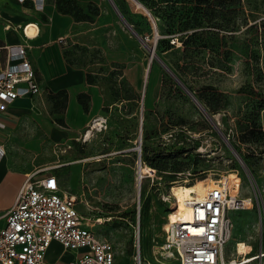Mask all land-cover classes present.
Masks as SVG:
<instances>
[{
    "label": "rangeland",
    "instance_id": "obj_1",
    "mask_svg": "<svg viewBox=\"0 0 264 264\" xmlns=\"http://www.w3.org/2000/svg\"><path fill=\"white\" fill-rule=\"evenodd\" d=\"M113 1L143 43L108 0H58L62 9L72 7L84 17L67 58L87 67L92 81L120 104L104 111L108 127L85 145L88 158L55 167L61 187L75 197L95 235L111 243L112 264H135L137 251L160 264L167 261L159 251L174 204L171 186L224 176L230 188L240 186V196L252 197L247 210L231 212L234 239L224 256L236 257L239 243L241 255L257 253L252 234L264 203V0H140L153 16L157 38L138 3ZM154 42V54L209 118L153 56L142 94L147 46ZM107 49L125 59L107 62ZM127 60L140 65L134 85L122 77ZM139 157L146 172L156 169L153 177L139 180ZM49 256L61 261L64 251L52 249Z\"/></svg>",
    "mask_w": 264,
    "mask_h": 264
},
{
    "label": "built area",
    "instance_id": "obj_2",
    "mask_svg": "<svg viewBox=\"0 0 264 264\" xmlns=\"http://www.w3.org/2000/svg\"><path fill=\"white\" fill-rule=\"evenodd\" d=\"M27 47L26 43L0 44V111L18 97H31L40 92L34 69L26 56ZM107 127L108 117L96 115L76 140L85 143ZM67 148L69 145L55 146L57 152ZM148 169L145 174L153 177L155 169L151 166ZM232 186L237 189L233 194L224 176L214 179L212 184L207 182L200 196L185 200L187 217L169 206L159 251V256L167 261L160 264H174L173 261L178 264H247L251 258L258 260V264L264 262L263 202L257 209L258 219L252 234L257 253L234 259L224 256L225 245L234 239L231 212L248 209L247 200L240 196V186ZM250 200L252 202V197ZM2 215L5 221L0 226V264L113 263L111 243L95 235L86 223L88 218L77 210L75 197L61 188L54 174L27 173L13 204ZM52 241L58 242L64 250L77 251L76 256L62 263L47 261L46 251ZM135 264L151 263L141 258L137 251Z\"/></svg>",
    "mask_w": 264,
    "mask_h": 264
},
{
    "label": "crops",
    "instance_id": "obj_3",
    "mask_svg": "<svg viewBox=\"0 0 264 264\" xmlns=\"http://www.w3.org/2000/svg\"><path fill=\"white\" fill-rule=\"evenodd\" d=\"M29 24L36 27L32 35L26 33ZM82 25L71 13L59 11L54 0H0V44H28L26 56L40 86L37 95L18 97L0 111V226L5 221L3 212L13 204L27 173L57 177L56 166L63 168L88 158L83 150L91 139L81 143L76 137L92 117H108L105 110L120 107L101 84L92 81L87 67L70 61L65 54ZM122 53L107 49L104 56L107 62H121L125 59ZM1 55L4 57V51ZM140 71L138 62L127 60L122 77L134 85ZM49 98L55 103L54 112H49ZM57 144L69 148L57 152ZM52 249L64 251L61 261L49 256ZM76 254L52 241L46 260L62 263Z\"/></svg>",
    "mask_w": 264,
    "mask_h": 264
},
{
    "label": "bare ground",
    "instance_id": "obj_4",
    "mask_svg": "<svg viewBox=\"0 0 264 264\" xmlns=\"http://www.w3.org/2000/svg\"><path fill=\"white\" fill-rule=\"evenodd\" d=\"M36 30V27L34 24H29L26 27V33L29 35H32ZM147 45V44H146ZM147 48L150 50L151 47L147 46ZM152 56L155 57V54L152 53ZM190 96L192 97V99L199 105V107L203 110L202 112L204 114H207L208 118L209 115L208 113L204 110L203 106L201 105V103L195 98L194 95L190 94ZM146 173V168L145 166H139L138 169V176L140 175V178L143 177V175ZM138 180V178H136ZM210 182L211 184L214 183V179L209 178L208 180H206L205 182H201V183H191V184H182V183H178V184H173L171 186L170 189V193L171 196L174 198V204L173 206L176 209H179V212L184 216L187 217L189 214L188 211V207L185 204V200L187 199H191L193 197H198L201 195V193L203 192L206 183ZM177 183V182H176ZM233 185H235L233 183ZM230 188V187H229ZM230 192L233 194L234 192H236V188H234V186H231L230 188ZM247 202L250 203V205H252V202L250 200V196H248V198H246ZM237 248L239 249V253L236 257H245L246 255H241L243 253L244 250V245L242 243H239L237 245ZM256 253V251L254 252ZM252 253V254H254ZM230 259H234V257H231ZM248 264H251L254 262V258L249 259L248 261H246Z\"/></svg>",
    "mask_w": 264,
    "mask_h": 264
},
{
    "label": "water",
    "instance_id": "obj_5",
    "mask_svg": "<svg viewBox=\"0 0 264 264\" xmlns=\"http://www.w3.org/2000/svg\"><path fill=\"white\" fill-rule=\"evenodd\" d=\"M109 3L111 4V6L113 7V9L115 10V12L117 13V15L120 17V19L123 21V23L130 29V31L136 36L138 37V39L142 42L143 40L137 36V34L134 32L133 28H131V24L129 22H127V20L123 17L122 13L120 12V10L118 9L117 5L115 4V2L113 0H108ZM136 3H138L143 9L144 11L147 13V15L151 18L152 20V23H153V27H154V31H155V38L158 37V33H157V29H156V25H155V21L153 19V16L151 15V13L149 12V10L143 6L138 0H134ZM143 43V42H142ZM155 47V42L153 43V45L151 46L149 53V63H148V67H147V71H148V68H149V64H150V61L152 59V53H155L154 51V48ZM155 59H157L159 61V63H161V65L167 70V72L171 75V77H173V79H175V81H177V83L179 85H181L186 91L187 93L191 94L185 87L184 85L180 82V80L177 78V76L167 67V65L155 54ZM147 71H146V74H145V78H144V81L146 80V77H147Z\"/></svg>",
    "mask_w": 264,
    "mask_h": 264
},
{
    "label": "trees",
    "instance_id": "obj_6",
    "mask_svg": "<svg viewBox=\"0 0 264 264\" xmlns=\"http://www.w3.org/2000/svg\"><path fill=\"white\" fill-rule=\"evenodd\" d=\"M143 6H145L146 8H147V6L146 5H144L140 0H138ZM55 4H56V7H57V9L59 10V11H61V12H67V13H71L74 17H75V19H77V20H81V19H84V17H83V15H76V14H73L72 12H71V10H72V7H70V8H67V9H62L60 6H59V4H58V0L57 1H55ZM119 9V8H118ZM148 9V8H147ZM120 10V9H119ZM149 10V9H148ZM120 12L122 13L123 12V10L121 9L120 10ZM154 168V167H153ZM155 169V168H154ZM155 171H156V169H155Z\"/></svg>",
    "mask_w": 264,
    "mask_h": 264
}]
</instances>
